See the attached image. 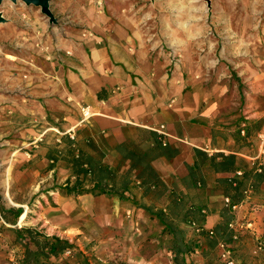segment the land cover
<instances>
[{"label": "crops", "instance_id": "1", "mask_svg": "<svg viewBox=\"0 0 264 264\" xmlns=\"http://www.w3.org/2000/svg\"><path fill=\"white\" fill-rule=\"evenodd\" d=\"M81 8L84 18L78 21L94 33L90 39L73 36L52 43L45 29H32L36 46L45 44L47 51L38 48L35 59L21 63L25 74L24 80L16 75L18 94L4 98L8 178L15 170L22 172H15L17 179L47 171L74 182L71 164L51 157L66 153V137L72 154L100 167L108 187L114 179L113 188L122 196L56 192L57 201L78 204L70 210L74 216L103 214L102 228L120 227L126 236L86 238L82 231L95 229L94 217L88 226L48 227L47 209L35 216L22 210L11 220L10 207L0 206V264H173L172 236L157 215L167 212V222L186 232V242L199 237L193 225L171 214L176 199L183 208L202 210L206 231L220 226L228 208L238 264H264L263 252L256 249L264 245V47L258 45L249 56L220 54L210 41L209 50L199 54L200 42L166 43L158 29L145 28L146 15L136 0H103ZM168 44L183 49L179 62L169 58ZM228 57L241 61L240 84L225 74ZM25 86L34 89L29 99L23 97ZM85 107L92 113L88 120H83ZM37 135L45 137L39 147L27 148L21 141ZM20 228L67 241L72 257L25 261L26 249L15 242L13 231ZM205 244L200 239L198 246ZM29 248L38 255L33 244ZM186 259L201 263L200 250Z\"/></svg>", "mask_w": 264, "mask_h": 264}, {"label": "rangeland", "instance_id": "2", "mask_svg": "<svg viewBox=\"0 0 264 264\" xmlns=\"http://www.w3.org/2000/svg\"><path fill=\"white\" fill-rule=\"evenodd\" d=\"M102 1L50 0V17L42 13L39 6L27 5L21 0H1L0 3V15L4 19L0 23V206L30 210V214L34 216L39 214V210L43 213V210L47 209V212H44V219L47 220L48 227L57 224L71 229L70 227H75V223L88 226L87 223L94 217L95 229L88 230L86 227L82 234L86 238L95 237L96 240L112 236L121 239L126 236V232L120 227H114L112 231L102 228L105 222L103 214L74 216L70 210L76 211L78 204L74 202L62 204L60 200L57 201L60 197L58 194H64L62 189L66 184L64 173L54 176L45 171L39 174L38 178L30 175L17 179L15 172H22L15 170L12 179L9 177L11 181L7 183L10 161L7 158L6 141L9 137L6 136L4 98L15 97L18 94L14 83L16 75L20 80H24L25 72L21 71L24 66L21 63L31 58L35 59L34 50L39 48L44 52L43 48L47 49L45 44L36 46L32 36L34 26H40L37 30L45 29L47 35L53 39L52 43L73 36L81 37L83 40L90 39L94 33L87 28L88 25L78 21V17L84 18L81 6L90 8L98 3L101 5ZM136 2L137 9H142L146 15L141 19L142 25L150 28V32L158 29L166 43L172 39H193V42H200L198 53L204 54L209 50L208 43L213 41L216 43L214 48H218L220 54L222 51L228 54L241 51L248 53L247 56L257 49L258 45L264 47V0H136ZM167 47L171 61L179 62L183 49L169 44ZM227 59L228 67L225 74L229 76V81L240 84L239 57ZM23 88L24 99H29L34 89L26 86ZM244 88L242 86L240 89ZM44 138L37 135L21 141L26 140L27 148L39 147ZM14 140L18 141V138ZM47 191L51 195L46 193ZM64 254L71 258L72 250H67ZM80 257L85 256L82 254L77 258ZM194 260L196 261V258ZM201 263L197 261V264Z\"/></svg>", "mask_w": 264, "mask_h": 264}, {"label": "trees", "instance_id": "3", "mask_svg": "<svg viewBox=\"0 0 264 264\" xmlns=\"http://www.w3.org/2000/svg\"><path fill=\"white\" fill-rule=\"evenodd\" d=\"M63 138V137H62ZM65 146L67 148L66 153L63 156H59L56 154L53 157L54 159L60 158L64 159L66 162L71 164L73 175L76 177L75 181L72 182L70 180L66 181L65 186L62 188L64 194L68 196H76L83 194H93L94 196L98 195H109V196H122L119 195L116 188H113L114 179L110 180L111 188L108 187L106 182V175H104V171L101 170L100 167L94 168L91 166L90 162L84 158L80 154L76 157L72 154V142L69 141L66 137L63 138ZM62 157V158H61ZM56 160H54V163ZM260 180V178H258ZM122 188H126L128 184V179L123 180ZM93 185L92 188L85 189L84 185ZM239 186L238 184L236 185ZM174 209L171 210V214L177 218L180 222L185 225H193L194 230L199 231V237L196 239H192L190 241H185L186 232H180L179 228H175L171 226L166 220V213L160 212L157 215V218L160 220L161 224L165 226L166 232L168 231L172 236L171 241V254L172 259L175 264H189L186 257L194 254L197 249L200 250L202 255V263L201 264H227V261L220 260L219 256V246L221 244L227 246L230 249L231 260L234 261L233 264H238V260L236 259L235 249L232 248V239L235 235L234 227H231L233 216L228 208L222 211V219L223 222L217 228L206 231L204 228L202 229V223L204 219V214L200 208L191 207L189 209L183 208L182 202L177 199L174 202ZM235 206L230 201L229 207L232 208ZM11 220H17L21 214V209H10ZM14 225V224H11ZM16 234L15 242L17 244H21L26 249L25 261L30 258L41 257V259L45 258H58L62 256L67 250H71L73 247L68 244L65 240H60L56 237H47L42 234L36 232L35 230H31L30 228H20L13 230ZM210 232L213 234L211 235ZM204 239L205 245H199V240ZM29 244H33L35 248H37L38 255H32V252L29 248ZM261 244V245H260ZM259 247L261 249L259 250ZM258 252H263L264 254V245L263 243H259L258 247H256ZM40 255V256H39ZM187 255V256H186ZM264 259V256L263 258ZM191 264L194 261H191Z\"/></svg>", "mask_w": 264, "mask_h": 264}, {"label": "built area", "instance_id": "4", "mask_svg": "<svg viewBox=\"0 0 264 264\" xmlns=\"http://www.w3.org/2000/svg\"><path fill=\"white\" fill-rule=\"evenodd\" d=\"M43 50H47V49H44L43 48ZM82 114H83V120H88L89 118H91L92 117V113H91V111L89 110V108L88 107H85V108H82ZM261 170H259V172H260ZM225 203H226V205L227 204H229V200L228 199H226L225 200ZM237 207L236 206H233L232 207V209L233 210H235ZM231 227H233V225H231ZM234 229V228H233ZM199 232V231H198ZM235 233V235H234V237H233V240H237V233L236 232H234ZM210 234L212 235L213 233L212 232H210ZM261 245V244H260ZM219 249H220V260H223V261H227V264H233L234 263V261L233 260H231L230 258H231V255H230V249L227 247V246H225V245H223V244H221L220 246H219ZM261 249V247H259V250Z\"/></svg>", "mask_w": 264, "mask_h": 264}, {"label": "water", "instance_id": "5", "mask_svg": "<svg viewBox=\"0 0 264 264\" xmlns=\"http://www.w3.org/2000/svg\"><path fill=\"white\" fill-rule=\"evenodd\" d=\"M15 1V0H12ZM25 2L27 5H34V6H39L41 8V12L44 13L47 17H50V0H21ZM1 3V0H0Z\"/></svg>", "mask_w": 264, "mask_h": 264}, {"label": "bare ground", "instance_id": "6", "mask_svg": "<svg viewBox=\"0 0 264 264\" xmlns=\"http://www.w3.org/2000/svg\"><path fill=\"white\" fill-rule=\"evenodd\" d=\"M4 21L3 17L0 15V23Z\"/></svg>", "mask_w": 264, "mask_h": 264}]
</instances>
